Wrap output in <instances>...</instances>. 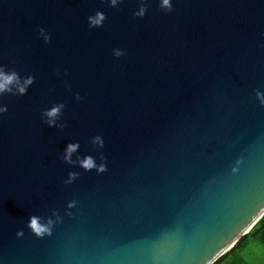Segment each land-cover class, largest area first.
<instances>
[{
  "label": "water",
  "instance_id": "1",
  "mask_svg": "<svg viewBox=\"0 0 264 264\" xmlns=\"http://www.w3.org/2000/svg\"><path fill=\"white\" fill-rule=\"evenodd\" d=\"M169 3L0 0V264H206L264 208V0Z\"/></svg>",
  "mask_w": 264,
  "mask_h": 264
},
{
  "label": "clouds",
  "instance_id": "2",
  "mask_svg": "<svg viewBox=\"0 0 264 264\" xmlns=\"http://www.w3.org/2000/svg\"><path fill=\"white\" fill-rule=\"evenodd\" d=\"M111 2L115 3V0H111ZM160 4L165 9L170 8L169 0H160ZM89 19H90L91 25H98L100 23V20H101V14L97 13L94 18L90 17ZM116 54L119 55L118 52ZM30 79L31 78L29 77V79H26V80L23 81V84H20L17 81L15 73H5L2 70H0V92L8 91L9 90V85L15 83L17 91L20 92V93H23L24 92V85H27L30 82ZM58 107L59 106L53 107L50 110H48L45 113H43V115H46L47 117L50 118V119L47 120V123L49 125L52 124L53 121H52L51 117L55 116V114L58 111ZM3 111H4V108L0 107V112H3ZM73 147H74V145H68L67 150L71 151ZM65 159H67V156H65ZM83 164H84L85 167H89V166H91L92 162H91L90 159H85L83 161ZM262 218H264V208H262L247 223H245L242 227H240L239 234L241 236H245V237L248 238L247 239V243L245 244V247H244V250H243L244 253L248 249L249 245L251 243H253L254 241H256L260 237V235L262 233H264V226H262L261 223H260L262 221ZM30 226L37 233H39L41 231V229L36 226L35 220H31ZM257 229H259V232H256ZM253 232H256V235L255 236H250L249 234L253 233ZM235 243H236V239H233V240L225 243L223 248H221V250L219 251L218 256L222 252H224V250L226 248H229V247L233 246ZM206 264H216V258L214 257L212 260L207 261Z\"/></svg>",
  "mask_w": 264,
  "mask_h": 264
},
{
  "label": "trees",
  "instance_id": "3",
  "mask_svg": "<svg viewBox=\"0 0 264 264\" xmlns=\"http://www.w3.org/2000/svg\"><path fill=\"white\" fill-rule=\"evenodd\" d=\"M260 223L262 226H264V218H262V221ZM256 232H259V229H257ZM256 232L250 233L249 235L255 236ZM247 239H248L247 237L243 236L234 247L225 251L216 259V264H264V263H250L246 261L242 253L244 252L243 250L245 244L247 243ZM253 243L264 246V233H262L260 237Z\"/></svg>",
  "mask_w": 264,
  "mask_h": 264
},
{
  "label": "rangeland",
  "instance_id": "4",
  "mask_svg": "<svg viewBox=\"0 0 264 264\" xmlns=\"http://www.w3.org/2000/svg\"><path fill=\"white\" fill-rule=\"evenodd\" d=\"M246 261L250 263H264V246L251 243L245 253H242Z\"/></svg>",
  "mask_w": 264,
  "mask_h": 264
}]
</instances>
